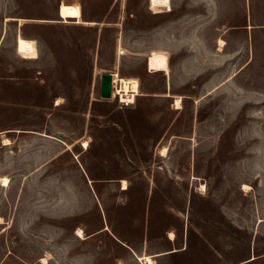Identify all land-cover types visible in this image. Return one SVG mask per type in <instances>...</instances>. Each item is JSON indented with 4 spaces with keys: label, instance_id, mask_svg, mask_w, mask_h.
<instances>
[{
    "label": "rangeland",
    "instance_id": "374dc122",
    "mask_svg": "<svg viewBox=\"0 0 264 264\" xmlns=\"http://www.w3.org/2000/svg\"><path fill=\"white\" fill-rule=\"evenodd\" d=\"M104 73L136 78L134 102L102 114ZM2 177L0 264H264V0H0ZM129 186L182 238L139 227Z\"/></svg>",
    "mask_w": 264,
    "mask_h": 264
},
{
    "label": "bare ground",
    "instance_id": "6f19581e",
    "mask_svg": "<svg viewBox=\"0 0 264 264\" xmlns=\"http://www.w3.org/2000/svg\"><path fill=\"white\" fill-rule=\"evenodd\" d=\"M149 7L158 10L161 8H166L167 10L170 9V0H148ZM58 15L60 18L66 22L68 19H72L76 23H83L85 20L82 19V12L80 5L75 2H62L58 6ZM70 21V20H69ZM221 43L222 40H219ZM37 43L35 39L32 38H25L18 33L16 37V51L18 54L29 56V57H36L37 56ZM149 66L151 68H166L167 67V58L165 56H157L152 54L149 59ZM113 83H118L117 86L113 88L114 96H120V102L128 103L134 102L136 95L139 94V84L136 78H128L119 76L117 73H112ZM174 104L176 108L181 107V99L175 98ZM197 101V100H196ZM84 145L87 146L88 143L84 141ZM162 154L165 155L167 151V147L162 148ZM1 184L3 186L7 185L8 180L6 177H2L0 179ZM125 188L126 181L123 180L122 183ZM77 233H82L81 229L77 230ZM169 235L172 236L173 234L169 232ZM138 260H140L143 264H153L152 257L149 255L140 256L136 255ZM124 264V263H121Z\"/></svg>",
    "mask_w": 264,
    "mask_h": 264
},
{
    "label": "trees",
    "instance_id": "16d2710c",
    "mask_svg": "<svg viewBox=\"0 0 264 264\" xmlns=\"http://www.w3.org/2000/svg\"><path fill=\"white\" fill-rule=\"evenodd\" d=\"M83 17V12H82ZM43 92V91H42ZM98 105L101 108H104V111H101L102 114L108 112L109 108H107L108 100L106 99H99L97 101ZM114 105H116V102H113ZM135 112L136 108H126L122 110V112ZM123 128H125L126 123H123ZM129 136V135H128ZM127 191H129V200L126 204L128 208L133 210L134 215L139 216V213L142 215V217H135L141 219L140 226L141 228H150V231L155 230H161L166 231L169 229H172L174 232L173 239L176 240L178 237L181 239L183 234V225L182 222L179 221V218L171 214L165 210H163V205H153L155 194L152 195H145V193L139 191L135 196L134 188L132 186L127 187ZM157 209V210H155ZM156 211V212H155ZM151 212V213H150ZM180 244H182V241H180ZM172 256H177L180 254L183 255H192L195 254V250L190 245L188 240L185 243V246L181 250H172L169 252ZM255 259H252L248 262H252Z\"/></svg>",
    "mask_w": 264,
    "mask_h": 264
},
{
    "label": "water",
    "instance_id": "95a60500",
    "mask_svg": "<svg viewBox=\"0 0 264 264\" xmlns=\"http://www.w3.org/2000/svg\"><path fill=\"white\" fill-rule=\"evenodd\" d=\"M111 73H104L100 77V97L103 99L111 98Z\"/></svg>",
    "mask_w": 264,
    "mask_h": 264
},
{
    "label": "built area",
    "instance_id": "2783aa9c",
    "mask_svg": "<svg viewBox=\"0 0 264 264\" xmlns=\"http://www.w3.org/2000/svg\"><path fill=\"white\" fill-rule=\"evenodd\" d=\"M115 87V83H113V78H112V81H111V96L112 97H115L114 94H113V88ZM122 104V103H121Z\"/></svg>",
    "mask_w": 264,
    "mask_h": 264
}]
</instances>
